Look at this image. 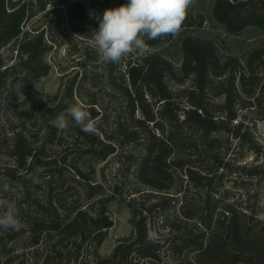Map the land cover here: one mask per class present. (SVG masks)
<instances>
[{"label": "trees", "instance_id": "16d2710c", "mask_svg": "<svg viewBox=\"0 0 264 264\" xmlns=\"http://www.w3.org/2000/svg\"><path fill=\"white\" fill-rule=\"evenodd\" d=\"M68 1L0 0V97L9 82L16 79L30 88L34 79L49 72L50 64L44 56L57 43L49 34L53 25L60 37H67V28L78 36L82 32L85 37L89 27L98 30L104 11L113 3L119 7L128 2L98 0L97 14L91 17L82 2ZM61 4L65 6H58ZM40 12L55 16L49 17L44 25L25 30V24ZM213 15L231 33L248 26L264 29V0H215ZM190 17L192 14L188 12L182 27L193 23ZM161 41L162 37L157 40L145 37L148 47ZM72 45L80 51L77 65L83 69L81 77L75 75L50 105L38 98L29 108L13 111L17 124L24 126L40 113H50V120L54 119L68 107L66 99L72 103L84 101L95 120V131L87 134L69 118V126L63 131L48 124L39 144L23 128L12 127L9 137L8 147L15 165L8 166V174L17 179L19 169L30 171L41 167L49 186L46 198L36 200L39 217L27 221L31 229L30 245L39 244L46 235L52 236L47 238L51 244L41 264H64L65 258L71 257V248L75 249L76 260L85 244L92 248L97 264H264V220L257 216L258 209L242 210L234 203L220 206V199L212 195L214 182L222 179L219 169L230 162L217 150L223 141L229 144L228 148L232 138L242 148L256 149L248 135V122L264 119V76H261L264 46L251 49L241 61L233 55L222 56L211 39L187 34L182 39L183 59L179 68L161 53L150 51L139 60L126 63L128 69L124 73L117 69L119 63L102 62L95 46L84 43L79 47L76 42ZM171 81L179 88L174 89ZM82 85L89 86L87 96L81 93ZM100 92L113 108L97 99ZM185 129L198 132V141L187 138ZM55 140L63 144L71 141L60 162L78 176L74 179L82 187L85 196L82 201L86 205L81 201L66 210L60 198L54 196L62 192L52 186L57 181L51 169L54 165L57 169L59 160L48 159L44 151L47 141ZM130 144L140 146L143 151L140 155H125L136 165V179L156 192L139 187L131 192L135 194L128 201L132 232L119 239L109 257L99 258L97 248L113 225L106 205L120 190L118 183L110 184L106 178V184L90 180L87 172L95 173L94 162L105 161L118 147L123 150ZM200 145L208 155L209 166H193L183 158H175L182 149L198 151ZM246 164L236 168L246 177L264 172L258 164ZM179 169L184 170L189 185L202 188L205 195L199 204H191L183 195L178 212L171 214L168 206L177 196L168 192ZM151 197L155 198L147 205ZM97 204L102 205L98 211ZM155 209L161 211L167 233H157L149 241L148 233H154L149 213ZM13 238L14 234L0 229V251L11 253L7 245ZM164 249H170L172 258L163 259ZM185 250L194 251L192 257H182Z\"/></svg>", "mask_w": 264, "mask_h": 264}, {"label": "rangeland", "instance_id": "374dc122", "mask_svg": "<svg viewBox=\"0 0 264 264\" xmlns=\"http://www.w3.org/2000/svg\"><path fill=\"white\" fill-rule=\"evenodd\" d=\"M71 1L82 2L88 14L91 17L96 16L98 0H69L68 2ZM214 1L215 0H195L194 5L188 10V12L192 14V17L189 18V20L193 21L191 25L182 27L178 35L163 36L160 44L155 47H148L145 52H135L123 57L117 69L124 72V64L133 63L150 51L161 53L164 57L169 59L176 68H179L183 59L181 48L182 39L187 34L209 38L215 43L222 56L233 55L241 61L244 60L246 53L251 49L264 46V29L257 26H248L238 33L227 31L213 15ZM58 6L64 7L65 5L61 4ZM51 7L53 6H50V8ZM111 8H116V4L113 3ZM54 16L55 15L51 12L47 14V16L44 15V12H40L36 17L25 24L24 29L26 30L33 25H44L49 17L53 18ZM54 26L55 25L52 26V30H50L49 34L57 39V43L54 45L53 49L44 56L45 62L50 64L49 72L46 75L34 79L30 88L25 87L16 79L9 82L7 90H5L0 97V198L8 199L16 203L19 209V219L21 221L19 230L2 229L4 232L14 234V238L8 240L7 248L12 249L11 253H8V251L4 252L3 250L0 251V264H41L46 250H48L51 244L50 239L47 241V238H51L52 236L46 235L39 244L35 246L30 245L31 229L27 224V221L39 217L36 200L46 198L48 193L49 186L45 184L46 175L44 169L41 167L35 170L31 169L30 171L19 169L17 174H19L20 178L16 179L8 174L7 168L8 166L15 165V161L13 157L10 156L11 154L8 147V145L11 144L9 137L13 132L11 128H15L14 130H21L23 128L25 134L30 137L35 144H39L43 140L42 137L47 131L48 124L51 122V114L46 112L44 115L42 113L38 116L33 115L30 120L26 121L24 126H21V124H17L18 121L13 111L14 108L27 109L38 98H41L46 105H50L53 97L56 94H61L64 86L69 84L75 75H79L78 79L82 75L83 69L81 66L77 65L80 51H76V48L72 45L73 42H76L79 47H83L84 43L89 44L90 47H94L92 40L95 31L94 28L89 27L91 29L87 30L89 34H85V37L82 32L80 34L81 36H78L75 32H71L67 28L69 31L68 35L66 38H63L57 34ZM13 43L12 41L10 44ZM261 76H264L263 72H261ZM170 84H172L174 89L180 86L173 83V81H171ZM187 85L188 84H185V86ZM88 87L89 86L82 85L81 93L84 96L90 93ZM97 99L103 102L104 105L108 104V108H113L114 106L112 103H107V99H104V94L102 92L97 95ZM242 112L245 113V109L242 110ZM248 124V135L253 140L256 149L248 150L246 146L242 148L236 143V139L232 138L230 139L232 142L231 146L228 148L229 144L223 141L222 146L218 147L217 150H220V152L224 154L225 160L227 161L228 159L230 162H228L229 164L225 165L224 168L219 169V172L222 173V179L214 182L215 193L213 192L212 195L220 199V206H224V204L227 203H234L236 208L242 210L257 208V216H260L264 220V172H261V175L255 177H246L239 169H236L237 166L247 163L246 165L258 164L260 168L264 170V119H257L256 121L250 120ZM185 133L188 134L187 138L191 139V141H198L199 133L194 129H185ZM65 142L63 144L56 140L53 142L47 141L44 152L48 159L59 160L57 169H55V165L51 169V172L55 175L54 181H57V184L52 186L59 192L62 190L61 193L54 196L55 198H60L61 202L67 208L66 210H68L73 204L81 202L82 200L84 201L85 196L82 192L81 185L74 179L78 178V176L75 175L73 171H68L60 162V157L69 150L67 146L71 144V141L68 143ZM200 146L198 151H195V149H182L175 158H183L193 166H209L210 161H208V155L206 153V155L204 154L203 146ZM142 152V148L136 144L126 145L123 150L118 147L117 152L110 155L105 161L94 162L95 173L87 172V176L90 180L106 184V178L110 184L118 183V188L120 190L118 193H115L114 198L106 205L107 212L113 220V225L107 229L103 241L97 248L99 258L109 257L119 239L128 236L132 232V225L129 221L130 209L128 201L135 194L131 192L137 187L145 191L156 192V190L149 188V186L139 183L136 179V165L133 159L128 158L127 160L125 157L127 153L140 155ZM256 152L259 153L258 159L256 157ZM175 176L173 187L170 192H168L169 195L172 194L177 196L168 206V211L171 214L173 212H178L182 204L181 197L183 195L187 196L191 204L201 203L205 195L202 188L198 189L189 185L184 170H177ZM5 184L9 186V191L7 192L4 191ZM59 184H62V187ZM39 185H41V187ZM80 194L81 197H79ZM154 198L155 197H151L146 204L149 205L150 202H153ZM83 204L86 205L85 202H83ZM194 204L192 205L193 208H195ZM101 206V204H97L95 209L98 211ZM60 210H62V208ZM160 213L161 211L157 209L149 213L152 219L151 226L155 235L157 233H167L165 226L162 225V216ZM24 251L25 256H22ZM91 252L92 248L85 244L82 247L80 257L75 260V249L71 248L69 251L71 254L70 259L65 258L63 263L97 264ZM193 253L194 251L185 250L182 253V257H192ZM171 254L170 249H164L162 251L164 260L172 258ZM9 259L10 261H8ZM162 263L163 262L155 264Z\"/></svg>", "mask_w": 264, "mask_h": 264}, {"label": "clouds", "instance_id": "9594fccd", "mask_svg": "<svg viewBox=\"0 0 264 264\" xmlns=\"http://www.w3.org/2000/svg\"><path fill=\"white\" fill-rule=\"evenodd\" d=\"M195 0H128L126 4L106 9L94 31L92 40L102 62L119 63L125 56L145 52L147 40H157L167 35H178ZM68 107L51 120L60 131L69 126V118L87 134L95 131V120L86 102L64 101ZM4 191L9 186L4 185ZM0 229L19 230V209L14 201L0 198ZM154 233H148L152 241Z\"/></svg>", "mask_w": 264, "mask_h": 264}, {"label": "built area", "instance_id": "2783aa9c", "mask_svg": "<svg viewBox=\"0 0 264 264\" xmlns=\"http://www.w3.org/2000/svg\"><path fill=\"white\" fill-rule=\"evenodd\" d=\"M124 73H126V71H127V69H128V66H127V64H124Z\"/></svg>", "mask_w": 264, "mask_h": 264}]
</instances>
